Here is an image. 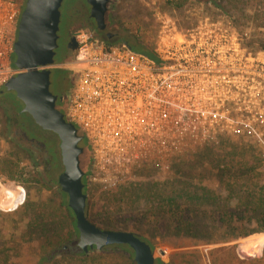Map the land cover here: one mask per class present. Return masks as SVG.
I'll list each match as a JSON object with an SVG mask.
<instances>
[{
	"label": "built area",
	"instance_id": "built-area-1",
	"mask_svg": "<svg viewBox=\"0 0 264 264\" xmlns=\"http://www.w3.org/2000/svg\"><path fill=\"white\" fill-rule=\"evenodd\" d=\"M22 11L20 0H0V88L20 72L14 44ZM157 21L148 50L160 65L126 50L122 40L112 43L108 32L79 29L73 58L52 67L74 77L65 116L87 141L90 186L115 189L138 180L146 168L165 175L185 154L233 132L239 88L234 54L245 62L251 54L233 48L228 22L199 17L186 25L170 16ZM246 71L240 81L245 88Z\"/></svg>",
	"mask_w": 264,
	"mask_h": 264
},
{
	"label": "rangeland",
	"instance_id": "rangeland-1",
	"mask_svg": "<svg viewBox=\"0 0 264 264\" xmlns=\"http://www.w3.org/2000/svg\"><path fill=\"white\" fill-rule=\"evenodd\" d=\"M220 1L224 4L229 3V0ZM20 2L23 4V0ZM83 7L89 10L86 0H64L60 8L63 21L70 13L81 12ZM110 9L111 13L106 15L105 22H109L111 17L114 21V27L107 30L113 35L111 42L127 41L132 46V50L138 54L146 53L144 47L151 48L152 39L158 30L157 20L162 16L177 18L186 25L190 24L192 19L199 17L228 22L233 31L235 50L241 49L240 46L243 43L251 40L249 34L256 36L258 33L251 26L253 18L252 13L247 10L248 7L238 18L243 26L240 28L241 38L231 26V20L219 10L196 4L194 0H119L116 6ZM63 21L60 19L58 37L65 33L69 25L68 22ZM255 36L253 40L258 38ZM58 45L54 65L70 59V54L69 57L66 55L64 46L60 45V42ZM243 50L248 53L246 48ZM234 60L237 71L235 77L239 82V88L234 94L236 102L232 113L233 132L229 136L221 137L217 144L205 146L204 149L209 150H206L207 152L185 154L183 158L185 167L180 169L182 172L194 174L192 181L189 182L191 186L222 194L224 198L227 192L223 189L224 181L218 176L217 168L210 163L213 160L211 150L215 153L219 152L216 147L223 138L225 141L230 140L231 144L239 143L240 140L257 144L264 152V54L260 52L256 57L250 55L249 60L245 62L241 53H235ZM52 67L51 71H55ZM245 71L248 76L246 88L240 82ZM50 79L54 80V73ZM240 87H244V93ZM3 118L0 115V264H38L50 246L60 247L67 244L70 219L62 205L63 202L67 203V196L62 193L63 196L53 187L46 186L40 180H34L36 178L32 174L33 170L19 150L10 142V134L6 133L3 126ZM35 129L41 140L51 141L59 150V140L54 134L40 128ZM80 146L84 148L81 160L85 157L91 158L86 139ZM222 151L226 152L225 149ZM170 172L173 170L170 169ZM179 175L183 176L182 173ZM260 175V180L264 184V165ZM163 176L157 175L158 187L161 186ZM244 184L247 186L248 182H239L237 190ZM144 186L130 185L107 189L95 184L88 191L86 215L91 223L102 230L138 235L159 255L160 258L155 264H215L216 261V264H229L225 257L229 249L264 240V233L252 234L248 237L226 235V232L218 230L214 224L200 219L195 221L191 232L187 233L182 228L178 229L169 216L151 217L149 212L155 210L160 204L150 202L141 195L142 192H146L145 188H148ZM176 202L181 203L179 200ZM37 209L51 214L57 227L55 231L57 235L54 233L46 238L41 234H31L32 216ZM65 224L66 227H64ZM194 229L212 232L211 240L207 242L203 238L190 235ZM73 245L76 246L75 239H73ZM114 248L108 247L103 252L91 253L88 258L78 259L70 258L66 253L68 250L65 249L64 252L57 253L59 256L56 259L41 264L134 263L132 252L111 250ZM161 252L163 255H160ZM234 252L242 256L241 258L245 256L244 251L234 250Z\"/></svg>",
	"mask_w": 264,
	"mask_h": 264
},
{
	"label": "trees",
	"instance_id": "trees-1",
	"mask_svg": "<svg viewBox=\"0 0 264 264\" xmlns=\"http://www.w3.org/2000/svg\"><path fill=\"white\" fill-rule=\"evenodd\" d=\"M25 1L23 0V8ZM194 2L219 10L226 18L231 20V25L237 32L239 38H241L240 28L243 26L238 18L244 14L243 11L248 7L247 10L252 13L251 17L253 18L251 19V26L258 32L256 35L258 38L253 40L255 35L251 33L249 34L251 40H245L246 42L241 46L246 48L251 55L259 52L264 53V0H229L228 4H224L220 0H194ZM241 5H246L247 7H240ZM80 15V12H72L66 17V20L76 18L79 21L78 18L80 19ZM89 22L87 18L83 21L80 20L75 25L76 30L90 29L94 35H98L94 25L91 27ZM110 24V28H113L114 21L112 17L110 18ZM144 50L146 52L145 55L155 65H160V62L148 48ZM79 133L82 135L81 131ZM216 148L219 149V152L215 153L211 150L210 154L213 160L210 163L213 167L217 168L218 176L224 181L223 189L227 192L225 198L222 194L220 195L213 191L191 186L189 182L192 181L191 178L194 174L180 170L185 167V161L183 159H180L171 168L173 172L169 171L163 176L160 187L157 185L159 182L156 183L159 180L157 179L155 170L152 168L142 170L138 174V180L121 185L120 187L130 185L147 186L148 188H145L146 192H142L141 195L150 202H158L160 204L155 210L149 212V216H169L173 219L178 229L182 228L187 233L191 232L197 219L206 220L214 224L218 230L226 232V235L234 237H248L252 234L264 233V184L260 180V170L264 165V152L257 144L245 143L243 140H240L239 143L231 144L230 140L225 141L223 138L219 141V146ZM221 149H225L226 152H223ZM206 150L209 151L208 149H204L199 152H207ZM91 159L89 158L90 163ZM181 173L183 174L182 177L179 175ZM242 181L248 182V185H241L240 189L237 190V184ZM57 190L62 194L58 186ZM88 191L86 193L87 195ZM176 199L181 201V203H177L176 201L178 200ZM62 205L65 208L67 217L70 219L67 244L66 246L60 247L56 245L50 246L38 264L51 262L59 256L57 254L59 251L64 252L65 249L68 250L66 253L72 259H78L80 257L88 258L91 254L85 255L77 246L73 245V239L77 236L74 216L68 209L66 202H63ZM50 215L44 211L42 212V210H35L32 216L31 227L33 229H31V234H41L42 237L46 238L49 235L56 234L57 227H55L56 224ZM64 227H66V224ZM210 233L212 232L194 229L190 235L200 237L201 239L203 238L209 242L211 240ZM104 250L106 249H103L101 252ZM111 250L131 252L128 247L124 246L115 247ZM234 250L244 251L245 256L241 258L242 256L240 257L239 254L236 255ZM225 257L229 264H264V240L247 245L234 246L229 249Z\"/></svg>",
	"mask_w": 264,
	"mask_h": 264
},
{
	"label": "water",
	"instance_id": "water-1",
	"mask_svg": "<svg viewBox=\"0 0 264 264\" xmlns=\"http://www.w3.org/2000/svg\"><path fill=\"white\" fill-rule=\"evenodd\" d=\"M63 1H25L14 44V66L20 72L10 78L4 88L15 93L23 105L22 112L27 114L37 127L54 134L59 140L63 170L57 178V186L67 196V207L74 216L77 248L88 255L99 253L108 247L124 246L132 252L134 264H155L160 258L159 255L138 235L102 230L86 217L87 194L83 192L84 172L80 166V157L84 154V148L80 144L85 138L66 120L65 114L56 108L57 96L50 91L51 67L54 65L58 49L60 8ZM86 4L89 6V16L95 31L105 32L109 0H86ZM78 33H71L66 45L70 59L77 51L75 37ZM106 37L111 40L113 35L108 33ZM120 43L126 50L132 51L127 41L122 40ZM141 56L147 58L145 54ZM160 255H163V252Z\"/></svg>",
	"mask_w": 264,
	"mask_h": 264
},
{
	"label": "flooded vegetation",
	"instance_id": "flooded-vegetation-1",
	"mask_svg": "<svg viewBox=\"0 0 264 264\" xmlns=\"http://www.w3.org/2000/svg\"><path fill=\"white\" fill-rule=\"evenodd\" d=\"M118 1L119 0H109L107 16L111 13L110 8L116 6ZM80 14L81 17L80 19L78 18L79 21H77L76 18L63 21V15L61 14V21L64 23L67 21L70 24L66 27L65 33L60 35L58 42H60V45L64 46L68 57L70 52L66 49V45L70 34L76 31L75 25H77L80 20L83 21L86 18L88 22L91 20L89 22L91 27L94 25L89 16V10L83 7ZM106 26L107 28L105 32H107V30H109L108 27L110 28L111 26L110 21H106ZM52 73H54V80L51 81L50 79V91L53 95L57 96L56 108L65 114L73 90L74 77L65 71H52ZM22 109L23 105L16 98L15 93L6 91L4 86L1 87L0 115L4 117L3 126L6 133L10 134V142L19 150L24 160L33 170L32 174L36 178L34 180H40V182L44 183L46 186L57 189V178L63 170L59 150L51 141L40 139V136L35 129L39 127L34 124L27 114L22 112ZM81 157L80 166L84 172L83 192L86 194L91 187L89 183L91 163L89 157H83V160H81Z\"/></svg>",
	"mask_w": 264,
	"mask_h": 264
}]
</instances>
